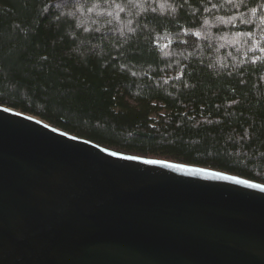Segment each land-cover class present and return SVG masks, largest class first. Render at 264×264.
<instances>
[{
	"label": "trees",
	"instance_id": "16d2710c",
	"mask_svg": "<svg viewBox=\"0 0 264 264\" xmlns=\"http://www.w3.org/2000/svg\"><path fill=\"white\" fill-rule=\"evenodd\" d=\"M260 3L0 0V106L123 157L264 185Z\"/></svg>",
	"mask_w": 264,
	"mask_h": 264
},
{
	"label": "water",
	"instance_id": "95a60500",
	"mask_svg": "<svg viewBox=\"0 0 264 264\" xmlns=\"http://www.w3.org/2000/svg\"><path fill=\"white\" fill-rule=\"evenodd\" d=\"M3 109L0 264H264L260 188L113 156Z\"/></svg>",
	"mask_w": 264,
	"mask_h": 264
},
{
	"label": "snow or ice",
	"instance_id": "6c2138e0",
	"mask_svg": "<svg viewBox=\"0 0 264 264\" xmlns=\"http://www.w3.org/2000/svg\"><path fill=\"white\" fill-rule=\"evenodd\" d=\"M209 2H210V0H209ZM234 2H235V0H224V3H227V4H232ZM238 2L241 4H244L245 0H238ZM213 7H215V5H213ZM259 7H264V0H261ZM251 11L253 13H255L257 11V9L252 8ZM186 35H187V33H186ZM195 35L198 37L200 34L197 32V33H195ZM180 43L186 44L187 41H182ZM157 47H159V45H157ZM164 47H168V45H164ZM261 50L264 51V49H261ZM182 75L183 74H181V76ZM180 78L181 77H177V79H180ZM3 111H8V109H3ZM45 127H47V125H45ZM53 131H55V129H53ZM111 154L113 156L118 155V153H116V152H112ZM125 159L134 160V159H137V157L128 156V157H125ZM145 163H147V164H162L165 167L181 169V170L188 171V172H191L194 174H199V173L205 172V169H202V168L185 167L184 165H180V164H168V163H165L164 161H160V160H146ZM207 174L213 175V176L217 177L218 179L231 180V181H234L235 183H238V184H247L249 187L260 188L262 191H264V185L249 183V181H247V180L238 179L237 177L232 176V175H222L219 172H208Z\"/></svg>",
	"mask_w": 264,
	"mask_h": 264
}]
</instances>
